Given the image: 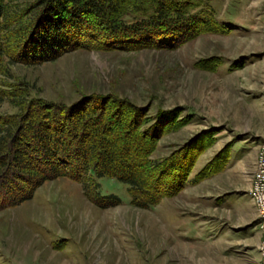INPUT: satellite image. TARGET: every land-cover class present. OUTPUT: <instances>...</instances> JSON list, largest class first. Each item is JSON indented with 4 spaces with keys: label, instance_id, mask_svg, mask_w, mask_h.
<instances>
[{
    "label": "rangeland",
    "instance_id": "1",
    "mask_svg": "<svg viewBox=\"0 0 264 264\" xmlns=\"http://www.w3.org/2000/svg\"><path fill=\"white\" fill-rule=\"evenodd\" d=\"M7 1L6 33L29 0ZM157 1L126 0L125 16L150 13ZM187 1L181 9L209 21L174 44L115 41L25 62L10 53L12 37L3 34L0 122L12 130L29 105L101 93L145 106L149 120L141 130L159 108L174 109L180 121L156 138L152 161L198 132L208 143L183 187L148 207L130 203L127 183L114 177L96 176L101 193L121 200L105 206L78 180L45 178L20 203L0 208V264L259 263L252 258L259 244L249 248L238 239L251 223L235 224L243 220L240 197L251 199L249 175L264 144V0Z\"/></svg>",
    "mask_w": 264,
    "mask_h": 264
},
{
    "label": "trees",
    "instance_id": "2",
    "mask_svg": "<svg viewBox=\"0 0 264 264\" xmlns=\"http://www.w3.org/2000/svg\"><path fill=\"white\" fill-rule=\"evenodd\" d=\"M125 1L29 0L6 33L11 15L8 1L0 0V56L3 34L12 37L10 53L36 62L77 46L105 48L115 41L174 44L209 21L200 11L181 9L187 0H158L150 13L127 18ZM146 111L111 94H84L67 104L29 105L13 130L0 122V208L20 203L42 180L60 175L80 181L100 206L121 202L115 193L100 192L96 176L101 175L126 182L129 202L144 207L177 192L208 139L195 133L152 161L156 138L180 120L172 117L174 109L159 108L141 130L149 120Z\"/></svg>",
    "mask_w": 264,
    "mask_h": 264
},
{
    "label": "built area",
    "instance_id": "3",
    "mask_svg": "<svg viewBox=\"0 0 264 264\" xmlns=\"http://www.w3.org/2000/svg\"><path fill=\"white\" fill-rule=\"evenodd\" d=\"M249 194L260 217L261 239L259 242L260 264H264V144H261L251 174Z\"/></svg>",
    "mask_w": 264,
    "mask_h": 264
},
{
    "label": "crops",
    "instance_id": "4",
    "mask_svg": "<svg viewBox=\"0 0 264 264\" xmlns=\"http://www.w3.org/2000/svg\"><path fill=\"white\" fill-rule=\"evenodd\" d=\"M250 173H252V172H250ZM250 184H251V174L249 175V185ZM240 195H244V194H240ZM240 198L241 199L238 201L239 202L238 203V205H239L238 209H239L241 216L243 217V220L241 222L242 224L238 223L235 225H244L245 223H248V222L251 223V225H249V226L246 225L244 228H242L246 232L244 235L239 236L238 239L242 240L241 241L242 243H240V244H243V246H252L249 248H254V249L256 248L257 249L258 244H259L260 239H261V231L259 230L258 226L256 225L257 213H256V210H254V208H253L254 204L249 197H246V198L240 197ZM246 213L249 215L248 217L245 216ZM233 226H234V224L231 225L230 227L233 228ZM226 234H229V233H226ZM252 258L257 260L259 262L258 264H260L261 256H260L259 251L256 250V252L252 255Z\"/></svg>",
    "mask_w": 264,
    "mask_h": 264
}]
</instances>
